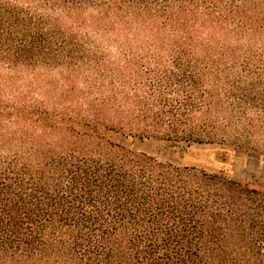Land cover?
<instances>
[{"label":"trees","instance_id":"trees-1","mask_svg":"<svg viewBox=\"0 0 264 264\" xmlns=\"http://www.w3.org/2000/svg\"><path fill=\"white\" fill-rule=\"evenodd\" d=\"M0 62V264H264V191L39 120L264 158V0H0Z\"/></svg>","mask_w":264,"mask_h":264},{"label":"rangeland","instance_id":"rangeland-1","mask_svg":"<svg viewBox=\"0 0 264 264\" xmlns=\"http://www.w3.org/2000/svg\"><path fill=\"white\" fill-rule=\"evenodd\" d=\"M152 57V56H150ZM119 58V63L123 69L130 70L144 69L143 64L128 63L132 58L126 57L123 52L113 54L111 60ZM156 59V58H155ZM166 61V58H164ZM117 61V60H116ZM0 77L6 78L8 76V69L0 62ZM122 69V70H123ZM9 70V69H8ZM13 70V68H12ZM14 71V70H13ZM93 80H96L95 74L91 72ZM26 81L33 78L32 74H25ZM48 76V78H45ZM40 79L53 81L57 85H65V75L59 73L39 75ZM23 85L17 84L12 86V90L8 91V87L0 86V96L4 101L13 99L16 92L23 89L27 82ZM84 81V79H80ZM9 94V96H8ZM35 96V95H33ZM47 126H68L74 128L76 131L84 134L101 135L108 140L121 144L128 148H136L148 155L156 157L164 163H171L178 167H190L204 170L212 174H224L230 179L236 180L250 187L257 188L264 191V158L260 157V153L245 147H235L226 143L193 145L192 147L174 146L171 141L145 139L140 141L132 137H125L122 134H117L106 129H96L91 126H86L79 122L68 121L56 117H40Z\"/></svg>","mask_w":264,"mask_h":264}]
</instances>
